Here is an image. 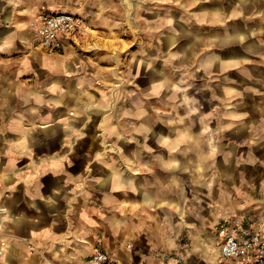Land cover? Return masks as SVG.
Listing matches in <instances>:
<instances>
[{"label": "crops", "instance_id": "0c3cea01", "mask_svg": "<svg viewBox=\"0 0 264 264\" xmlns=\"http://www.w3.org/2000/svg\"><path fill=\"white\" fill-rule=\"evenodd\" d=\"M143 1L127 18L116 0H0V264H89L96 250L119 264H164L185 255V232L190 243L200 236L201 218L185 226L183 216L202 213L184 168L201 160V144L186 142V128L138 125L154 114L155 11ZM210 7L215 63L227 73L242 62L264 95V0ZM41 10L76 13L83 30L57 53L34 47ZM189 13L180 34L202 33L203 17ZM201 258L188 261L219 264L218 249L214 261Z\"/></svg>", "mask_w": 264, "mask_h": 264}, {"label": "rangeland", "instance_id": "374dc122", "mask_svg": "<svg viewBox=\"0 0 264 264\" xmlns=\"http://www.w3.org/2000/svg\"><path fill=\"white\" fill-rule=\"evenodd\" d=\"M153 3L154 114L153 119L139 120L138 125L167 126L171 128L170 134H176L177 128H186V142L201 144V160L187 163L184 168L187 180L194 176L197 180L202 213L199 217L198 209L194 216L186 213L183 217L187 220L185 226H192L194 218H201L199 237H209L214 247L213 229L219 220L234 217L253 224L264 222V95H256L247 85L242 77V62H237L238 70L227 73L215 63L218 34H208L210 0H153ZM188 12L203 17V22L197 25L202 33L180 34L191 29L185 16ZM167 21L169 34H161V25ZM181 24H188V28ZM144 50H139V62L145 57ZM237 54L234 57L240 58ZM124 61L127 60L123 56L121 77L116 79L123 94L128 90L125 87L128 73L122 72ZM138 76L145 74L139 70ZM210 204L212 207L208 208ZM186 235L187 232L178 240L185 255L178 256L176 252L164 264L176 260L190 264L188 254L202 256L193 250Z\"/></svg>", "mask_w": 264, "mask_h": 264}, {"label": "built area", "instance_id": "2783aa9c", "mask_svg": "<svg viewBox=\"0 0 264 264\" xmlns=\"http://www.w3.org/2000/svg\"><path fill=\"white\" fill-rule=\"evenodd\" d=\"M31 44L48 53H57L83 30L76 13L41 10L31 24ZM243 218L221 220L215 226L219 264H264V222L253 224ZM89 264H119L108 252L96 250ZM166 264H188L176 260Z\"/></svg>", "mask_w": 264, "mask_h": 264}, {"label": "bare ground", "instance_id": "6f19581e", "mask_svg": "<svg viewBox=\"0 0 264 264\" xmlns=\"http://www.w3.org/2000/svg\"><path fill=\"white\" fill-rule=\"evenodd\" d=\"M137 4L138 3L135 2V5H137ZM210 241H211V239L209 237H206V236L204 238H201V239L199 237H196V240L192 243V247L194 248L193 250L200 253V255L210 256V259L212 261H214L217 257V249L212 247ZM199 258H201V257L194 256L193 254L188 255V259L192 260V261L197 260Z\"/></svg>", "mask_w": 264, "mask_h": 264}, {"label": "water", "instance_id": "95a60500", "mask_svg": "<svg viewBox=\"0 0 264 264\" xmlns=\"http://www.w3.org/2000/svg\"><path fill=\"white\" fill-rule=\"evenodd\" d=\"M116 1L121 2V4L125 7L126 16L127 18H129V16L134 10V5H135V2H137V0H116Z\"/></svg>", "mask_w": 264, "mask_h": 264}]
</instances>
